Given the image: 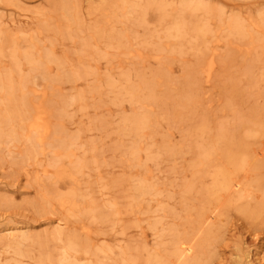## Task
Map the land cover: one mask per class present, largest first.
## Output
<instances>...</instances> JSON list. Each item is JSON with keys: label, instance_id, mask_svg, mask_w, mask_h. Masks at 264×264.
I'll return each instance as SVG.
<instances>
[{"label": "rangeland", "instance_id": "obj_1", "mask_svg": "<svg viewBox=\"0 0 264 264\" xmlns=\"http://www.w3.org/2000/svg\"><path fill=\"white\" fill-rule=\"evenodd\" d=\"M0 264H264V0H0Z\"/></svg>", "mask_w": 264, "mask_h": 264}, {"label": "bare ground", "instance_id": "obj_2", "mask_svg": "<svg viewBox=\"0 0 264 264\" xmlns=\"http://www.w3.org/2000/svg\"><path fill=\"white\" fill-rule=\"evenodd\" d=\"M3 87H5V86H3ZM34 119V118H33ZM35 120V119H34ZM33 126V125H32ZM34 127V126H33ZM29 128V127H28ZM30 129H32V128H30ZM36 137V136H35ZM235 188V187H234ZM211 219V218H210ZM183 246H180V248H182ZM190 251H191V248L189 247V246H187L186 248H183L182 250H181V254L182 255H186V254H188V253H190ZM262 252V251H261ZM254 256V255H253ZM257 256V255H256ZM256 259H257V257H256ZM260 263V262H259Z\"/></svg>", "mask_w": 264, "mask_h": 264}]
</instances>
